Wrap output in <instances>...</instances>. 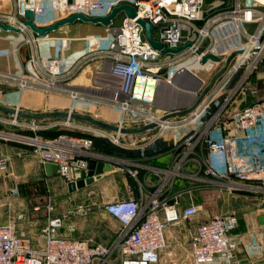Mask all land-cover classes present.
<instances>
[{"label":"built area","instance_id":"obj_1","mask_svg":"<svg viewBox=\"0 0 264 264\" xmlns=\"http://www.w3.org/2000/svg\"><path fill=\"white\" fill-rule=\"evenodd\" d=\"M124 3L135 7L136 16L127 14L106 40L79 38L93 46L60 69H51L41 57L40 43L48 39L46 34H38L24 22L28 9L34 13V23L43 27L74 13L88 17L107 15L113 7ZM203 5L204 0H14L11 10L0 9V23L13 25L25 35L15 51L20 53L22 45L29 48L19 73L0 71V92L7 86L18 91L34 89L64 95L70 102L66 112L78 113V102L93 105L94 110L82 111L103 121L106 120L101 119L98 109L116 108L118 118L108 123L119 128L156 124L145 132L127 134L69 116L50 123L35 117L25 120L18 107L15 112L0 113L1 122L35 132L33 136L12 135L31 144L41 163L57 165L61 177L67 182L74 180L75 168L97 157L92 151L95 135L108 137L119 147L142 152L164 139L172 153L169 166L155 169L158 182L147 198L136 196L134 187L129 186L125 197H115L105 204V210L122 225L114 244L59 235L65 216L51 215L54 207L48 203L49 216L43 228L45 243L41 249L32 247L31 239L18 231L15 220L0 223V264H159L163 257L175 256L169 247L167 230L201 211L195 202L183 206L185 193L191 198L195 189L213 183L228 189L249 186L264 190V97L258 98L260 87L256 80L264 74V0H228L223 8L208 16ZM40 9L47 14V20H39ZM139 19L153 23V39L160 41L164 49L189 46L175 53H163L148 40ZM112 21L113 18L110 24ZM247 25L254 27L250 30ZM54 39L55 43L60 40L62 54L75 38ZM236 51L203 100L188 113L175 115L191 107L209 83L191 65L205 63L216 73ZM208 53L220 59L203 62ZM61 54L55 57L60 58ZM92 63L96 66L89 83H75L77 75ZM185 73L201 81L195 101L182 107L161 106L157 101L160 86L172 84ZM260 79L264 83V77ZM247 98L250 102L245 106L232 114L228 112L237 100ZM160 108L167 109L161 112ZM53 127L65 131L47 137L39 134ZM171 129L174 133L169 138L166 132ZM241 142L256 148L242 151ZM115 167L127 172L141 187L146 185L139 169L127 161ZM6 168V159H0V169ZM183 180L190 183L189 187L179 191L177 182ZM237 225L235 214L212 215L190 230L193 264H239L238 239L232 233ZM250 247L264 252L259 236L255 235Z\"/></svg>","mask_w":264,"mask_h":264},{"label":"crops","instance_id":"obj_2","mask_svg":"<svg viewBox=\"0 0 264 264\" xmlns=\"http://www.w3.org/2000/svg\"><path fill=\"white\" fill-rule=\"evenodd\" d=\"M13 5L14 0H0L1 10H11ZM68 30L69 29L64 27L57 28L56 31L47 33L46 37H48V39L43 42L54 44L55 37H71L75 38L73 40H82L79 38L89 36L69 35L66 33ZM24 38L25 35L22 32L0 29V51H9L7 54L0 55V71L10 73H19L21 71V64L28 57L29 48L27 45H22L20 53H17L15 47L21 43ZM92 46L93 43L88 49ZM78 56L70 58L67 54L64 55L62 50L60 58L53 55V61L54 59L56 60L50 68L60 69L67 67L71 65ZM95 66L96 64L92 63L84 68V70L77 75L74 82L78 84L89 83ZM260 77H264V74H261ZM0 100L7 101L6 103L0 101V113H12V110L18 107L19 111L23 112V114H19L21 118L29 120L35 117L43 123H50L57 118H61L62 116L60 115L66 112L70 104L68 97L64 95L45 93L34 89L18 91L14 87L7 86L3 87V91L0 92ZM77 104L80 108V111L77 112L83 115L91 114L82 110L91 111L95 109L93 105L79 102ZM246 104V99L237 100L236 104L229 108L228 112L232 114L236 109H240ZM98 110L103 116V119L107 122L115 121L119 116V111L116 108H99ZM54 128L57 127L39 131V134L48 136L56 130ZM262 130H264V128H262ZM12 133L19 136L35 135V132L28 128L15 127L0 121V159L4 158L7 161V168L5 170L0 169V223L15 220L18 231L31 239V245L35 249L44 247L45 239L43 236V228L46 226L49 216L47 210L48 203L52 204L54 207L53 211L50 213L51 215L65 216L64 225L59 229V235L67 238H79L103 243L105 245L114 244L121 235V223L111 216L105 210V207L102 208L103 211L95 210L89 212L90 206L99 202V204H105L114 197H125L127 187L129 186L134 187L136 196L141 195L143 198H147L151 188L158 182L155 169L167 167L172 162L171 148L168 146V143L166 144L165 142L162 146H159L156 151L147 152L145 155H143V152L139 149L124 148L126 152L119 153L117 151L108 152L98 145L94 148L92 146V151L96 153L98 158L102 157V159L106 161L113 162V170L111 172H105L103 178L75 192L69 191L67 182L66 193L64 194L62 190H58L59 188L57 186V179H60L61 176L52 171L48 173L45 168V163H41L38 156L34 153L33 146L26 143L24 140L10 139L9 136ZM240 134L242 135L244 133L240 132ZM93 138L94 142L99 138L110 140L103 135H95ZM254 148H256V145L246 146L245 143L241 142L242 151L248 152L252 151ZM123 161H127L133 168L139 169L141 177L144 178L146 182L144 187H141L127 172L116 169L115 166ZM117 175L120 180L115 178ZM30 177H42L44 179L48 187L47 195H41L40 192L37 191L38 186L35 185L37 182L30 180ZM189 184L190 183L186 180L178 181L176 189L179 191L183 189L182 191H184V189L186 190L189 187ZM219 187L223 188L222 186ZM199 188L200 187L197 189ZM95 189L98 193L95 192ZM225 189L228 190L227 187H225ZM222 191V189H217L216 193L220 192L221 194ZM185 194L183 206H187L191 202L200 205V202L195 200L193 194L191 198L188 193ZM82 207L85 208L84 211L80 209ZM201 212L202 211L199 213ZM227 212L228 211H226V213ZM206 215L207 217H205V220L211 214L207 213ZM235 215L238 218V225L233 229L232 233L238 239L236 253L239 264H264V252L254 251L250 247V244L255 239V235L261 238L264 246V224L260 220L261 217H264V213H261V209H258L257 211H249L245 215ZM183 223L184 221L181 224ZM199 223L196 222V224ZM172 228L167 230L166 235L169 247L174 250L176 258L177 255L180 254L182 246L172 233ZM186 230L188 232V228ZM185 235L187 236L186 232ZM187 242L189 253L191 254L188 239ZM170 263V259L166 257H163L159 262V264Z\"/></svg>","mask_w":264,"mask_h":264},{"label":"rangeland","instance_id":"obj_3","mask_svg":"<svg viewBox=\"0 0 264 264\" xmlns=\"http://www.w3.org/2000/svg\"><path fill=\"white\" fill-rule=\"evenodd\" d=\"M228 0H204L203 5V12L206 16L218 11L219 9L223 8ZM125 11L118 12L110 25H106L100 22H85L82 20H76L73 23H69L66 25L59 26L58 28L64 27L66 29H69L66 33L69 35L77 36V35H89L90 37H99L102 40H106L112 35V28L115 26H119L124 17L126 16ZM250 30L254 27V25H247ZM253 26V27H252ZM85 27V28H82ZM69 47L63 49L64 55H68V57L73 58L74 56H78L81 53L88 50L89 46H91L92 42L90 41H82V40H72L69 42ZM55 43L54 44H48L47 42H41L40 43V53L41 57L43 58L45 64L49 67H52L53 62H55L56 59L53 61V55L55 54ZM191 63V61L189 62ZM192 69H195L198 71V75L205 79L208 82H210L212 76L215 72H213V69L210 71L209 67H207V64L205 63H197L194 65H191ZM260 78V76H259ZM206 86V85H205ZM204 86V87H205ZM204 87L201 89V91L204 89ZM172 91V92H170ZM169 93H172V102L171 103H161V106L165 107H182L187 106L195 101V99H192L190 94V87L188 84L184 83V81L181 82L180 86L172 87ZM200 91V92H201ZM168 92V91H167ZM264 97V84L263 87L260 88V91L258 93V98ZM247 103L250 102V98H247ZM167 108H160L161 112L162 110H165ZM103 116L101 115V119ZM113 122V121H112ZM168 134V137L170 138L171 135L174 133V130L171 129L169 132L167 130L166 132ZM10 139H18L19 138L14 137V135L10 134ZM168 138V139H169ZM23 141V140H22ZM166 141V140H165ZM27 143V142H26ZM164 144V141H159L158 146L153 147L150 149L151 151H155L159 146H162ZM98 145L100 148H103L104 150H107L108 152H119V153H125L126 151L124 148L116 146L112 141L102 138L97 139L94 142L93 148ZM117 180H120V178L115 176ZM122 178V177H121ZM30 180L36 181L35 184L38 186L37 191L40 192L41 195H45L48 191V187L44 182V179L42 177H30ZM57 186L58 190H62L64 194L66 193V187H67V181L63 177H60V179H57ZM223 190L220 194V192L217 194L216 190ZM225 187L220 188L217 186V184L202 186L199 189H195L193 191V197L195 200L200 202L201 206V213L198 215L192 217L189 220L184 221L183 224L177 225L172 228V233L177 238L179 243L182 246L181 252L177 257L175 256L170 259V264H193L192 255L189 253V249L187 246V239L189 240V231L192 230L197 223L203 222L205 220V217H207V213L211 214L210 216L214 215H229L230 213L234 214H246L249 211L252 210H258L261 209V213H264V190L257 189L254 187L249 186H237L233 189L226 190ZM229 191V192H228ZM95 192L98 193V191ZM100 194V193H99ZM220 194V196H219ZM47 195V194H46ZM101 195V194H100ZM186 195V194H184ZM115 198V197H114ZM185 198V197H184ZM112 200V199H111ZM100 203V202H99ZM93 204L90 206V211L95 210H102V208L105 207V204ZM226 211H228L226 213ZM186 225V226H185ZM197 225V224H196ZM188 228V232L187 229ZM185 232L187 236L185 235ZM187 248V249H186Z\"/></svg>","mask_w":264,"mask_h":264},{"label":"water","instance_id":"obj_4","mask_svg":"<svg viewBox=\"0 0 264 264\" xmlns=\"http://www.w3.org/2000/svg\"><path fill=\"white\" fill-rule=\"evenodd\" d=\"M122 10H124L126 12V14H128L132 17L136 16L135 7H133L130 4L124 3V4H121L119 6L113 7L111 12L107 15H97V16H93V17H88L82 13H74L73 15H71L67 18L58 19L55 22H53L52 24L47 25V26H43V27L37 26L34 23V21H33V14L34 13L32 10L28 9L26 11V16L28 18L24 22L26 25H28L31 29H33L38 34L45 35L49 32L56 31V29L59 26L66 25L69 23H73L76 20H82L85 22H100V23L109 25L111 22V19L114 18V16ZM138 21L145 27L146 36H147L148 40L151 42V44L156 48L162 49L163 53H166L169 51L175 53V52H178L179 50L189 46V44H187V45L181 46V47L176 48V49H170V48L164 49L162 47V44L160 41L153 39V29H154L153 23H151L150 21L144 20V19H139ZM0 28H2L3 30H12V31L20 32V29L16 28L13 25H6L3 23H0ZM55 47H56V56L59 57L61 54V42H60V40H56ZM8 52H9L8 50H1L0 55L7 54ZM236 54H237V51L232 53L228 57L226 64L212 76L210 82L206 85V87L199 94V96L197 97V99L193 103V105L191 107H188V108L178 112V113H175V115L186 114L190 110H192L195 106H197L203 100V98L209 93V91L213 88L217 79L226 71L230 61L232 60V58ZM209 58H212L214 60L220 59V57L218 55H216L214 53H208V54L203 56L202 61L206 62ZM12 112H15V110H12ZM18 113L20 115L23 114V112H21V111H18ZM173 115H174V113L170 114L168 116H173ZM60 116H62V117L69 116V117L76 119V120L88 121L94 125H97L99 127L104 128V129L111 130V131H120L122 133H127V134L142 133V132H145L147 130H150V129L156 127L155 123H149L147 125H144L142 127H137V128H119L117 125L110 124V123L103 121V120L95 119L90 115H83V114L76 113V112H71V113L65 112ZM45 168H46L48 173H50L52 171L53 173L58 174V166L55 164L51 165L50 163H45ZM112 170H113V162L112 161H106V160L102 159V157L101 158L91 157V158H89V160L85 163V165L83 167L75 168V170H74L75 179L68 182V189L70 192H75L79 189L85 188V187L93 184L95 181L103 178L105 172H111ZM260 220L264 224V217H261Z\"/></svg>","mask_w":264,"mask_h":264},{"label":"bare ground","instance_id":"obj_5","mask_svg":"<svg viewBox=\"0 0 264 264\" xmlns=\"http://www.w3.org/2000/svg\"><path fill=\"white\" fill-rule=\"evenodd\" d=\"M38 17H39V20L45 21L48 19L47 14L45 12H43L42 9H40ZM182 81H184V83L188 84L190 87V94L192 97L191 101L193 99H195L197 97L196 91H197L201 81L195 75L190 74V73H185V74L177 77L176 80L172 82V84L161 85L159 88V91H158L157 101L161 102V103H171L172 102V93H169V91L171 90L172 87L180 86ZM170 92H172V91H170Z\"/></svg>","mask_w":264,"mask_h":264},{"label":"trees","instance_id":"obj_6","mask_svg":"<svg viewBox=\"0 0 264 264\" xmlns=\"http://www.w3.org/2000/svg\"><path fill=\"white\" fill-rule=\"evenodd\" d=\"M262 70L264 71V65H263V68H262ZM256 80H257V82H258V84H259V87L260 88H262L263 87V80L262 79H260L259 77H256ZM54 129H56V130H54V132H52L50 135H48V136H55V135H57V134H59V133H62V132H64L65 130H63V129H61V128H54ZM47 136V135H46ZM93 140H94V138H93ZM159 141H164L166 144L168 143L167 141H165L164 139H161V140H159ZM159 141L154 145V146H152V147H149V148H147L145 151H143V155H145L147 152H150L151 150L150 149H152L153 147H156V146H158V143H159ZM168 146H170V144L168 143ZM158 149V148H157ZM156 149V150H157ZM155 150V151H156Z\"/></svg>","mask_w":264,"mask_h":264}]
</instances>
